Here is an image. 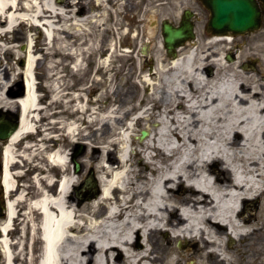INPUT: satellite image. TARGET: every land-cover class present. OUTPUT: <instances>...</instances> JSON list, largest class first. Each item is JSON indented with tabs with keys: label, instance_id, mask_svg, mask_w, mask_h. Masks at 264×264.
I'll return each instance as SVG.
<instances>
[{
	"label": "bare ground",
	"instance_id": "bare-ground-1",
	"mask_svg": "<svg viewBox=\"0 0 264 264\" xmlns=\"http://www.w3.org/2000/svg\"><path fill=\"white\" fill-rule=\"evenodd\" d=\"M95 1L101 11L84 13V5ZM108 1L81 0L78 8V1L72 0L71 21L66 24L63 0H0V105H17L22 112L18 129L5 142L2 162L1 181L8 197L6 213L0 218L4 264H188L190 260L191 264H236L241 250L246 253L243 264L264 263V32L252 36L261 42L236 51L230 45L234 33L200 32L196 42L181 45L175 57L161 55L163 48L166 51L161 42L153 69L148 70L142 61L139 66L129 64L144 84L143 93L124 92L118 101L110 90L104 91L106 78L101 74L93 97L85 61H93L97 54L98 70L106 74L117 68L112 64L115 58L130 54L120 52L123 49L117 43V37L129 32L119 14L120 7L135 4L117 0L112 15L116 26L112 27L105 21ZM19 21L31 27L43 21L48 25L40 45L49 55L53 46L55 53L61 52L58 33L74 34L78 29L90 33L88 23L95 28V37L80 42V55L76 50L71 53L72 75L66 73L74 80L68 87L79 88L72 94L84 100L76 108L99 116V120L91 117L86 126L103 120L104 150L95 197L83 200L88 191L81 195L73 191L82 181L70 166L71 151L55 138L59 134L25 139L38 131L41 117L40 95L34 85L41 55L33 46L34 41L39 45L33 32L23 50L17 48L18 40L7 42ZM202 39L205 42H198ZM108 46L111 51L103 55ZM12 49L25 63L14 67V73H6L9 66L4 53ZM60 58L63 62L65 56L60 54ZM249 60H256L257 65ZM52 68L47 66L49 77ZM17 75L25 79V90L14 97ZM64 79L59 74L50 84L53 99L61 97ZM113 98L115 106L105 107L104 99ZM94 99L97 106L92 105ZM135 99L137 104L123 107ZM143 120H148V134L139 147L128 151L127 135L133 145L136 125ZM63 125L66 135L78 140L81 124ZM120 143L123 147L116 154ZM137 156H143L138 163ZM26 160H36L32 186L18 182L25 172L18 166L27 165ZM220 161L231 168L213 166ZM57 173H62L60 180ZM258 198L259 215L254 219V214L242 212L241 203ZM15 224L19 236L13 238L10 233ZM185 247H191L190 251Z\"/></svg>",
	"mask_w": 264,
	"mask_h": 264
},
{
	"label": "rangeland",
	"instance_id": "rangeland-1",
	"mask_svg": "<svg viewBox=\"0 0 264 264\" xmlns=\"http://www.w3.org/2000/svg\"><path fill=\"white\" fill-rule=\"evenodd\" d=\"M50 1H55V0H50ZM63 1L65 2V4H67V5H64L65 8L67 9V14H68V16H66L68 18L66 24H70L71 20H69V18L72 13L70 10L72 7L71 6L72 0H63ZM77 1H78L77 7L80 8V6L83 5V3L81 2V0H77ZM116 1L117 0L108 1L110 5V9L108 12L109 14L107 15V19L105 20L107 25L108 24L110 26L112 25V27L116 26L115 16L114 18H112V15H114V11L117 8ZM118 1L121 3L123 0H118ZM129 1L135 4V7H132L134 9L132 8L127 9L125 7H120V14H119V19L121 23L125 24V27L127 28L129 32L127 35H121L120 37H117V43L119 47L124 48V50H121L120 52L126 51V53H130V54L125 56V55L118 53L117 51V53L120 55L118 58H115L112 63V64H116L117 68H115V70L107 71L106 74H103L98 70V65L96 64V63H99L97 54L96 56H93V59H94L93 61H92V58H89L88 61L87 60L85 61L86 67L88 68L87 72H88V75L90 76L89 82L91 81V86L93 87L92 88V92L94 95L93 97L97 95L96 93L101 84L99 77H101L102 75L105 76L106 78L105 81L103 82L104 91L110 90L113 96L117 97L118 101H120V98L124 94V92H128L131 95L133 94L140 95L141 93H143L144 84L143 82H140L141 81L140 77L136 76V72L134 71V69L130 67L129 64L135 62V65L139 66L140 61H142L147 64L148 70H150L151 68L153 69V66L157 58L156 57L157 51L159 50V48L164 47L163 35L161 31V23L163 19L172 17V13L169 11L168 3L165 0H129ZM98 5L99 3L97 4L96 1L91 6L84 5V13L86 12L90 14L98 13L99 11H101V9L98 8ZM74 10H76V8ZM86 27L88 28L87 30L91 31L90 33H84L83 29L75 30L77 32L74 34L73 33L69 34L67 30H64L63 33L61 32L58 33L57 36L62 39L61 46H60L61 52L55 53V49L53 46L52 47L53 55H49V53L47 52L48 50L46 48L44 49L42 48L43 42L45 41V34L43 33V29L41 28L39 29L37 27H31V30L34 32L33 36L35 37V39H37L38 41L37 44H39V45H36V49H37L36 52L41 55L40 58L38 59V67H37V71H38L37 79L39 80L38 92L40 95L39 101H40V105L42 106L41 117H40V120L38 121V127H43L47 129L51 128L52 130L57 131V134L60 135V137H58L59 142H60L59 144L63 145V147L66 150L69 149L70 151H73L76 143L79 141L84 143L86 150L82 155L78 157V159L82 162V165L84 167L83 170L80 173H78L81 181L85 180V178L87 177L91 169L93 170L95 176L100 174L99 173V160L104 150L103 149L104 142L101 136L103 120L95 124L92 127L86 126V123L89 122V119L91 117L98 118L99 120V116H95V114L94 115L92 114L90 116L88 112L84 113L82 111H79L76 108V105L78 103H83V100L82 99L80 100L74 97L75 94H72V92H79V88H69L68 84L74 80L70 79L69 75L68 76L66 75V73L68 74V72L72 75V65L74 63V58L71 57L72 56L71 53L73 52V50H76L74 52H78V55H80L79 53L82 51V48H83V44H81L80 42L85 38L95 37V28L89 23L86 25ZM28 30L29 28H28V25L26 24H23L22 28L19 26L16 31L12 30L9 33V35L7 36V42L15 43L16 42L15 39L20 35V33L22 34V37L24 36L26 37V33H28ZM200 32L206 33L204 29H201L200 31L197 32L196 36ZM259 32H264V20H263L261 28L258 30L235 34L236 38L233 41V43L230 44L231 47L233 48V51H236L241 46L249 47L251 46V44H256L259 41L261 42L262 40L258 41L252 37L254 34H257ZM205 40L206 39L198 40V42H205ZM161 42H162L163 47H161L160 45ZM22 43L23 41H20V40L17 41L18 49H22L21 48ZM40 44L42 45V47ZM57 44L59 43L56 42L55 45L57 46ZM145 44H148V49H147L148 52L144 54L143 46ZM224 45H226V43H224ZM109 48L110 47L108 46L105 49V51L101 53L103 55H105L106 53L108 54L111 51L110 50L111 48L110 49ZM11 52L4 53L6 54V57H7L6 60L9 66L6 73L7 72L14 73L16 71L14 67H17L21 64L20 63L21 59L16 56L13 49ZM60 54L65 56V59L63 60V62L61 61ZM164 54L166 55L167 53L163 48V50L161 51V55H164ZM49 65H53V68H52L53 76L51 77L47 76V66ZM119 66L122 67L120 70H119L120 68ZM59 74H63L65 78L64 84L62 86L63 88L62 95L58 99H53V97L51 96L50 84L52 83L54 78L59 76ZM77 77H78L77 79H79V76ZM17 79H18V75H17ZM93 79H98L99 81H96L93 84ZM77 81L79 80H76V82ZM80 84L81 83L77 84L76 87H78ZM115 90L116 92L118 91V95L114 94L113 91ZM148 91L150 90L148 89ZM106 100L107 101H105L104 99L105 107L113 108L115 106V98H113L111 101H109L108 99ZM97 104H98L97 99H94V102H92V105L97 106ZM133 104H137L136 99L124 105L123 107L133 105ZM152 119L150 120V122L153 124L154 121H152ZM155 119L157 120V118ZM70 121H77L78 123L81 124V127H82L81 132L76 135L78 140L71 139L70 137L66 135L65 126L63 124L66 122H70ZM147 121L148 120H143L141 123H138L136 125L137 130L134 131V134L132 136V138L135 141V143L133 144L134 148L140 146L139 143L141 139L139 138L138 135L141 133V130L143 128H147L146 127ZM31 137L32 135H27L26 139L30 140ZM82 139L84 140L88 139L91 142L88 143L87 141H84ZM24 144H25L24 141H22L18 145L20 147L19 148L20 150L23 149ZM0 148H1V143H0ZM118 148H119V145L116 149H114V152L116 154L118 153L117 152ZM141 159H143V156H137L135 160L138 163ZM27 162H28L27 165H25L24 162H22L20 164L21 166L19 165L18 167L23 168V170L25 171L23 174H26V175L30 174V176L29 175L28 177L21 176V178L20 177L18 178V182L20 185L27 184L29 186H32L29 183V181L31 179V175L36 173L33 171V167L36 165V160H31V161L26 160V163ZM215 164L221 165L222 162L221 161L215 162L214 165ZM70 166L73 167V162L70 164ZM79 186H80V183H78L75 186L73 191L75 192L77 187ZM98 186H99V182H98ZM88 198L89 197H85L83 200H86ZM260 201H261V198H259V200L254 203V208H253L254 212L250 214L251 216L254 214V219L256 218L257 215H259ZM20 211L23 212V209L21 208ZM18 227L19 226L15 224L14 232L10 233L11 237L16 238L19 236ZM246 240H249V239H246ZM185 242L186 241H184V245H186ZM175 246L178 247L177 242H175ZM185 249L187 251H190L191 247H185L184 250ZM238 253L240 254L241 257L240 258L236 257L237 258L236 264H243L246 253L243 252L242 250ZM188 264H191V260L188 261ZM256 264H264V263L263 261L258 260Z\"/></svg>",
	"mask_w": 264,
	"mask_h": 264
},
{
	"label": "water",
	"instance_id": "water-1",
	"mask_svg": "<svg viewBox=\"0 0 264 264\" xmlns=\"http://www.w3.org/2000/svg\"><path fill=\"white\" fill-rule=\"evenodd\" d=\"M205 5L211 11L208 22V29L216 32H226L232 30L235 33H243L249 30L259 29L262 24V15L257 0H204ZM264 7V5H263ZM162 32L164 43L170 55H176V46L181 45L187 38L194 37L190 26L174 27L166 20L162 22ZM19 91L17 95L22 94ZM16 121L11 127L8 125L7 114H0V138L10 137L19 127ZM147 135L145 129L142 130L141 138ZM86 150L84 143L78 142L75 151L72 153L74 169L76 172L83 170L82 162L78 159ZM85 186L91 189L90 194H96L98 187L91 170L85 181Z\"/></svg>",
	"mask_w": 264,
	"mask_h": 264
},
{
	"label": "flooded vegetation",
	"instance_id": "flooded-vegetation-1",
	"mask_svg": "<svg viewBox=\"0 0 264 264\" xmlns=\"http://www.w3.org/2000/svg\"><path fill=\"white\" fill-rule=\"evenodd\" d=\"M169 5V11L172 13V17L167 18V22L172 26L185 27L190 26L193 33H197L201 29L208 31L207 24L210 18V10L204 4V0H165ZM262 10V17L264 19L263 0H257ZM2 63V61H1ZM19 89L15 86V91ZM91 92V91H90ZM11 107L0 106V113H7L8 125L11 127L18 119V115L13 112ZM2 148H0V184L2 176ZM6 213V198L3 191L2 184L0 186V218L4 217ZM2 247L0 244V264L3 262Z\"/></svg>",
	"mask_w": 264,
	"mask_h": 264
}]
</instances>
